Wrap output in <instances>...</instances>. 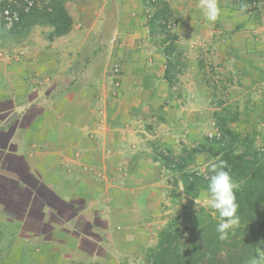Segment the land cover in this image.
I'll return each mask as SVG.
<instances>
[{
  "label": "crops",
  "instance_id": "obj_1",
  "mask_svg": "<svg viewBox=\"0 0 264 264\" xmlns=\"http://www.w3.org/2000/svg\"><path fill=\"white\" fill-rule=\"evenodd\" d=\"M141 2H67L69 33L0 60V264H87L146 241L136 212L151 195L139 177L150 164L134 148L138 102L120 95L139 87L112 97L109 80L116 67L137 83L141 61L151 65L138 51L148 38Z\"/></svg>",
  "mask_w": 264,
  "mask_h": 264
},
{
  "label": "rangeland",
  "instance_id": "obj_2",
  "mask_svg": "<svg viewBox=\"0 0 264 264\" xmlns=\"http://www.w3.org/2000/svg\"><path fill=\"white\" fill-rule=\"evenodd\" d=\"M19 1L0 0V60L10 64L30 51L35 39L48 38L52 32L48 26L35 25L26 33L22 29L9 33L4 7ZM163 1L173 13L171 28L151 29L147 25L148 38L138 45L151 65L145 67L142 59L137 83L124 79L116 67L111 69L109 79L112 97L118 95L122 85L139 87L136 94L120 95L123 103L138 102L129 112L133 130L143 137L134 148L137 156L150 164L139 177L151 195L143 200L145 211L136 212L139 221L147 222V238L130 249L123 247L124 252L119 254L100 250L99 261L87 264H147L159 232L172 220L180 231L189 234L200 217L217 218V211L208 204L210 193L200 191L197 198L184 195L179 174L158 161L161 154H185L184 150L198 147L204 137L216 135L222 122L241 134L255 132L257 146L264 132V0L246 7H241L239 0H218L221 13L215 22L205 19L199 0ZM183 2V10L188 11L184 20L180 11ZM146 5L142 15L147 24L155 9ZM168 31L177 34L174 43L169 41ZM210 161L207 155L197 154L188 169L206 173ZM120 175L123 181L129 174L121 171ZM105 181L110 182L107 174ZM252 264H264V252Z\"/></svg>",
  "mask_w": 264,
  "mask_h": 264
},
{
  "label": "trees",
  "instance_id": "obj_3",
  "mask_svg": "<svg viewBox=\"0 0 264 264\" xmlns=\"http://www.w3.org/2000/svg\"><path fill=\"white\" fill-rule=\"evenodd\" d=\"M67 0H20L19 4L9 2L4 7L9 16L17 14L9 25L8 32L22 29L25 33L35 25L52 28L49 38L69 33L72 20L65 8ZM145 6L154 8L147 20L149 28H171L173 13L163 0H142ZM258 0H239L241 7L254 4ZM167 31V30H166ZM169 32V31H168ZM171 32V31H170ZM171 43L177 34L171 32ZM170 47V46H169ZM264 129V113L261 116ZM255 132L241 134L229 129L224 122L219 123L217 134L204 137L202 143L185 154L173 157L161 154L159 162L179 174L184 195L197 198L200 191L208 192L210 173H200L188 169L195 155H207L210 159H224L229 167L225 170L239 184L236 201L240 223L229 231L227 239H219L217 225L219 214L200 217L194 221L189 234L177 228L175 220L158 234V242L149 251L147 264H252L264 252V132L257 146ZM218 213V212H217Z\"/></svg>",
  "mask_w": 264,
  "mask_h": 264
},
{
  "label": "clouds",
  "instance_id": "obj_4",
  "mask_svg": "<svg viewBox=\"0 0 264 264\" xmlns=\"http://www.w3.org/2000/svg\"><path fill=\"white\" fill-rule=\"evenodd\" d=\"M198 6L207 21L215 22L219 18L221 9L218 0H199ZM228 167V162L219 158L210 161L208 164V172L210 173L208 177L210 180L208 204L219 214L217 232L221 240L227 239L229 231L234 230L240 223V218L237 215L239 205L236 201V190L240 186L225 170Z\"/></svg>",
  "mask_w": 264,
  "mask_h": 264
},
{
  "label": "built area",
  "instance_id": "obj_5",
  "mask_svg": "<svg viewBox=\"0 0 264 264\" xmlns=\"http://www.w3.org/2000/svg\"><path fill=\"white\" fill-rule=\"evenodd\" d=\"M5 11V17H7L8 18V25H10L11 24V21H12V19L14 18H16V16L15 15H13L12 14V16H9V13H8V10H4Z\"/></svg>",
  "mask_w": 264,
  "mask_h": 264
}]
</instances>
